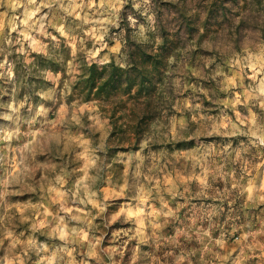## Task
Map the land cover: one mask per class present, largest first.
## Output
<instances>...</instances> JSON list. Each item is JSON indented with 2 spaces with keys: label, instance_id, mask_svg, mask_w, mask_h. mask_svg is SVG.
<instances>
[{
  "label": "rangeland",
  "instance_id": "374dc122",
  "mask_svg": "<svg viewBox=\"0 0 264 264\" xmlns=\"http://www.w3.org/2000/svg\"><path fill=\"white\" fill-rule=\"evenodd\" d=\"M244 1L0 0V264H264V0L239 34ZM132 44L172 54L134 146L73 90Z\"/></svg>",
  "mask_w": 264,
  "mask_h": 264
},
{
  "label": "trees",
  "instance_id": "16d2710c",
  "mask_svg": "<svg viewBox=\"0 0 264 264\" xmlns=\"http://www.w3.org/2000/svg\"><path fill=\"white\" fill-rule=\"evenodd\" d=\"M244 3L247 15L240 20V25L235 28L236 33L239 34L241 30L247 29L250 25L258 26L261 12V0H245ZM217 6L218 4L214 5L217 8V11L214 12L215 17L212 18L213 14L208 13L210 17L206 19L205 25H209L211 19L216 20V26L222 33L228 20L229 9L223 3ZM256 13L258 14L255 16ZM179 29L181 30L174 35L175 42H170L168 37L170 34L165 33L164 44L173 48L174 45H179L185 35L192 37L196 30V22L184 20L179 24ZM207 31L209 30H206V33ZM133 48H135L134 51ZM133 48H129L131 67L124 69L114 64H108L103 68H97V66L85 68L83 75L78 77L73 88L74 94L82 102L98 101L100 103L102 112L108 113L110 116L114 133L122 135L121 141L130 146L138 145L143 140L144 132L147 129L146 120L154 117L153 112L149 109L153 102L155 79L160 73L161 67L164 66V61L172 55L170 49L165 46L160 49L159 54H148L142 49V46L133 45ZM135 89L137 91H134ZM124 98L126 99L124 100ZM127 104L132 106L130 110ZM128 111L131 113L130 115L127 113ZM118 113L121 116L117 117ZM119 119H126V125L118 126L116 122ZM131 139L134 143H131Z\"/></svg>",
  "mask_w": 264,
  "mask_h": 264
}]
</instances>
